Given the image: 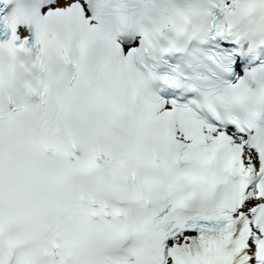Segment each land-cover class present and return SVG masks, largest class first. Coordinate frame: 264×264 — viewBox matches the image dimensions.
<instances>
[{
  "label": "snow or ice",
  "instance_id": "snow-or-ice-1",
  "mask_svg": "<svg viewBox=\"0 0 264 264\" xmlns=\"http://www.w3.org/2000/svg\"><path fill=\"white\" fill-rule=\"evenodd\" d=\"M0 264H264V0H0Z\"/></svg>",
  "mask_w": 264,
  "mask_h": 264
},
{
  "label": "clouds",
  "instance_id": "clouds-1",
  "mask_svg": "<svg viewBox=\"0 0 264 264\" xmlns=\"http://www.w3.org/2000/svg\"><path fill=\"white\" fill-rule=\"evenodd\" d=\"M152 0H129V3H132V4H139V3H151Z\"/></svg>",
  "mask_w": 264,
  "mask_h": 264
}]
</instances>
